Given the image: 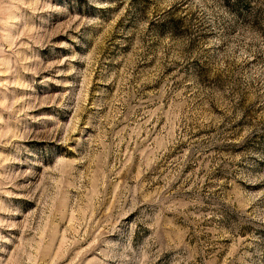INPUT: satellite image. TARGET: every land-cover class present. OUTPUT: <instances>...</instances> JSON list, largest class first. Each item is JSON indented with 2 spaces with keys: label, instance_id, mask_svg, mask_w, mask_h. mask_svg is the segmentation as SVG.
<instances>
[{
  "label": "rangeland",
  "instance_id": "374dc122",
  "mask_svg": "<svg viewBox=\"0 0 264 264\" xmlns=\"http://www.w3.org/2000/svg\"><path fill=\"white\" fill-rule=\"evenodd\" d=\"M0 264H264V0H0Z\"/></svg>",
  "mask_w": 264,
  "mask_h": 264
}]
</instances>
